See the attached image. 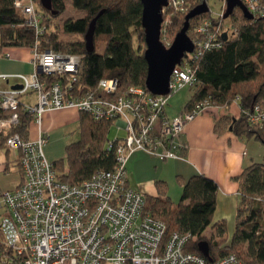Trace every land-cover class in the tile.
I'll return each instance as SVG.
<instances>
[{"label":"built area","instance_id":"obj_1","mask_svg":"<svg viewBox=\"0 0 264 264\" xmlns=\"http://www.w3.org/2000/svg\"><path fill=\"white\" fill-rule=\"evenodd\" d=\"M11 1L33 29L35 41L29 48L32 73L0 74V84H7L0 85V136L7 149L19 152L21 172L19 185L0 195V209L4 211L0 264H208L198 255L185 252L192 239L189 233L175 232L165 240V224L144 212V196L128 186L126 165L136 151L160 160L182 159L180 150L184 147L175 140L188 122L212 104L205 100L191 112L182 111L172 119L165 117L164 110L171 95L193 86L190 62L219 49L223 33L228 38V29L221 21L225 1L217 16L211 13L212 18L200 20L188 31L193 51L174 67L167 95H152L146 88L130 86L118 96L116 79H101L94 90L80 91L81 58L42 49L41 37L47 28L37 0ZM240 2L253 19H264V0ZM172 7L185 9L182 0H167L162 14ZM230 30L233 34L231 26ZM163 45L168 48L171 44ZM3 56L9 57L7 53ZM10 82L20 88L13 89ZM31 94L36 96L33 105L20 103L22 97ZM20 106L36 129L33 139L30 129L27 139L11 134L19 123ZM64 108L122 125L125 136L107 142L108 150L114 147L112 170L97 171L75 185L58 179L43 153L49 137L42 129V118L47 112ZM249 121L252 125L263 123L264 109L255 106ZM211 264L242 263L229 254Z\"/></svg>","mask_w":264,"mask_h":264},{"label":"trees","instance_id":"obj_2","mask_svg":"<svg viewBox=\"0 0 264 264\" xmlns=\"http://www.w3.org/2000/svg\"><path fill=\"white\" fill-rule=\"evenodd\" d=\"M182 1L187 12L174 17L176 31L180 30L185 15L192 8L203 1L208 5V0ZM72 3L83 16L64 20L61 32L77 34L81 38L65 41L60 39L57 30H47L41 37L42 49L81 58L80 80L77 83L80 91L94 90L101 79L118 81L117 96L130 86L145 89L147 64L143 57L145 42L139 0H72ZM37 6L44 15L46 28H49L52 20L66 10V1L52 0V9L57 12L54 16L42 8L40 0H37ZM100 12L94 27V51L87 53L84 35L90 22ZM211 16L209 11L193 18L189 31L194 24ZM229 19L233 34L228 36L227 41L219 49L208 51L190 62L195 82L183 111L191 112L205 100L217 108H227L237 100L240 117L218 119L214 122V133L220 135L231 127V132L238 138L264 145V122L252 125L249 121L255 106L264 109V19L246 20L237 8ZM188 35L191 37L189 32ZM98 40L104 43L99 54L95 52ZM34 41L33 29L25 24L12 1L0 0V55L11 48L29 49ZM17 114L19 123L11 134L17 133L27 139L30 117L22 106ZM78 122L80 140L66 146V168L61 161L53 163L58 179L69 185L79 184L97 171H110L115 163L114 147L107 149V134L113 122L97 121L82 112L78 113ZM2 147H5L4 138L0 136ZM234 180L239 184L240 203L230 240L225 223H213L217 184L202 175L179 182L182 194L177 204L171 203L167 197L166 184L155 182L157 195L144 196V212L165 224V240L175 232L189 233L192 239L186 244L185 252L198 255L208 264L229 254L235 255L242 264H264V164L251 165ZM208 229L211 231L209 235L205 233ZM1 240L0 233V249Z\"/></svg>","mask_w":264,"mask_h":264},{"label":"crops","instance_id":"obj_3","mask_svg":"<svg viewBox=\"0 0 264 264\" xmlns=\"http://www.w3.org/2000/svg\"><path fill=\"white\" fill-rule=\"evenodd\" d=\"M6 66L0 65V74H30L33 71L29 49L11 48ZM2 55V57H3ZM2 86L7 84L1 83ZM9 86H16L10 82ZM35 95H27L20 99L23 105H33ZM174 101L167 105L164 115L172 119L180 114L184 106ZM57 113L47 112L43 115L45 125ZM239 102L235 100L227 108H207L188 122L182 134L175 140L183 146L180 150L182 159L160 160L142 151L134 152L127 161V184L143 196L157 195L155 182H164L167 186V197L173 204L180 201L182 188L179 182L192 176L202 175L217 184L218 192L213 223L224 222L227 238L230 240L234 232L235 218L240 203L239 184L234 179L253 164H264V145L257 141L238 138L227 128L220 135L213 131L214 122L223 117L236 119L240 117ZM114 124V123H113ZM118 127H122L117 123ZM30 129V128H29ZM125 136V135H124ZM123 138V137H122ZM19 152L0 148V195L16 188L21 182L18 165ZM4 211L0 209V221ZM230 231V234H228Z\"/></svg>","mask_w":264,"mask_h":264},{"label":"water","instance_id":"obj_4","mask_svg":"<svg viewBox=\"0 0 264 264\" xmlns=\"http://www.w3.org/2000/svg\"><path fill=\"white\" fill-rule=\"evenodd\" d=\"M142 6L141 26L144 31L145 50L144 60L147 64L145 88L152 95H167L170 75L176 65L193 51V43L188 35L190 21L209 12L206 2L192 8L184 17L180 30L174 36L171 45L166 48L161 40V26L163 23L162 9L167 6V0H139ZM42 8L51 15H57L52 9V0H40ZM239 9L246 20H253L240 0H225L223 18L227 19L235 9ZM100 12L89 24L84 35L85 50L87 53L94 51V27ZM222 40L227 41V34H222ZM18 89L20 86H12ZM231 129V127L229 128Z\"/></svg>","mask_w":264,"mask_h":264},{"label":"rangeland","instance_id":"obj_5","mask_svg":"<svg viewBox=\"0 0 264 264\" xmlns=\"http://www.w3.org/2000/svg\"><path fill=\"white\" fill-rule=\"evenodd\" d=\"M66 1V10L58 16V18L53 19L49 28L47 30L49 32L57 30L59 32L60 39L65 41H76L81 38V36L77 34H63L62 23L67 18L78 19L83 16L81 11H78L72 3V0ZM205 2V1H203ZM207 3V2H206ZM224 5L223 0H208V8L209 11L213 14V16H217ZM180 8V7H179ZM182 10V11H181ZM187 9L175 10L173 7L167 10L166 14L163 15V33H161V42L163 44L172 43L174 36L176 34L175 28V20L174 17L180 14H185ZM224 28L228 29V35L231 36L232 32L230 30L231 20L229 18L224 19L223 21ZM104 47V43L102 40H98L96 42V53H102ZM8 50V49H7ZM6 51L4 50V53ZM6 59L2 55H0V65L3 64L6 66ZM3 63V64H2ZM2 70H0L1 73ZM1 85V84H0ZM34 95V94H31ZM192 95V89L190 87H185L178 92L171 95L168 99V105H173L174 101H178L179 105H183L185 102L189 100ZM36 98V96H35ZM53 113H57L50 120L49 125H45L42 118V129L45 133L48 134V142L43 146V153L46 160L53 164L55 162L61 161V164L64 168H66V159H65V148L67 145L71 143H75L80 140V129L78 122V111L74 108H64L61 110L51 111ZM125 135V131L123 128L118 127L116 122L111 125L109 133L107 134V138L109 142L114 141L117 138H122ZM30 137L33 139L36 137V129L33 124L30 126ZM207 235L211 233L208 229L205 232ZM230 234V231H228Z\"/></svg>","mask_w":264,"mask_h":264}]
</instances>
